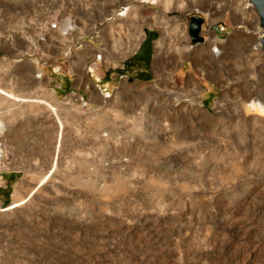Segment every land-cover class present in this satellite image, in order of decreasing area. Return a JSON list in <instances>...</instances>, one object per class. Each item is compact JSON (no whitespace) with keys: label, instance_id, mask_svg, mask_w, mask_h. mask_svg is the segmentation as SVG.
Listing matches in <instances>:
<instances>
[{"label":"rangeland","instance_id":"374dc122","mask_svg":"<svg viewBox=\"0 0 264 264\" xmlns=\"http://www.w3.org/2000/svg\"><path fill=\"white\" fill-rule=\"evenodd\" d=\"M96 1L0 0L1 59L14 64L24 40L35 45L28 58L53 56L66 17L80 30L77 20ZM142 1L98 0L99 72L119 64L104 52L114 43L103 38L113 31L109 18L134 3L150 8L160 29L182 24L178 48L194 44L189 23L202 16L221 72L188 77V64L175 78L144 81L110 69L88 80L91 99L37 91L38 78L24 84L13 72L2 88L39 102L0 94L4 173L16 174L0 186L8 194L0 200V264H264V153L244 157L233 146L244 91L252 97L264 85L260 14L250 0ZM53 97L62 126L45 104Z\"/></svg>","mask_w":264,"mask_h":264},{"label":"crops","instance_id":"0c3cea01","mask_svg":"<svg viewBox=\"0 0 264 264\" xmlns=\"http://www.w3.org/2000/svg\"><path fill=\"white\" fill-rule=\"evenodd\" d=\"M142 2L146 1L143 0ZM66 18H68L69 26L68 30L63 32L65 37L63 47L60 51L55 49L53 45V56L47 55L46 58L36 60L28 58L27 52L35 45L32 42L29 44L27 40L22 41V45H19L22 57L15 59L14 64H8L7 60L1 59L0 56V87H10L12 83L8 80L13 72H17L18 75H21L20 80L22 82L20 83L25 84L27 82L26 84H31L35 77L38 78L41 85H39L37 91L48 92L52 90L56 96L60 94L65 96L70 92L78 91L83 96L91 99L96 94V89L88 80L94 77L98 79V73L103 76L110 69L116 70L121 76L122 74L128 75L132 73L133 79L144 81L157 78H175V76L180 75V72L184 71L188 64L191 68L189 70L190 76L188 77H195L202 70L208 72L210 70L212 74H209L208 77L211 78L218 76L217 74L222 70L220 61L214 58L221 51L216 52L212 48L209 49L206 45V40L178 48L176 41L184 37L182 24L176 22L167 28L160 29L151 22L150 8H146L145 5L140 3H134L123 7L120 12L118 11L109 18L113 31L111 35L104 34L103 38H111L114 43L111 47L106 48L104 52L106 53V58L116 56L119 64H113L105 68L104 72L101 70L99 72L98 0L95 3L94 12L88 11L77 20L82 24L80 30H76L75 27L71 26V22H76L71 16ZM154 20L158 21L157 18H154ZM75 39L79 41H74ZM24 46H27V50L22 49ZM50 46L51 43L48 41V52H50ZM59 52L62 54L61 61L57 58ZM156 55L160 57L158 62H155ZM179 60H183L181 65L177 64L178 66L175 65L176 67H174L173 61ZM207 66L209 69H206ZM124 70L125 72L123 73L122 71ZM36 72L45 73V76L34 75ZM156 72H158V75H156ZM177 85L179 84L177 83ZM185 87L187 85H181V88ZM186 93L193 92L189 90ZM1 102L3 101L0 97V104ZM15 175L14 173H3L2 185L9 181L13 182ZM7 198L6 189H0L1 202L6 201Z\"/></svg>","mask_w":264,"mask_h":264},{"label":"bare ground","instance_id":"6f19581e","mask_svg":"<svg viewBox=\"0 0 264 264\" xmlns=\"http://www.w3.org/2000/svg\"><path fill=\"white\" fill-rule=\"evenodd\" d=\"M123 13H125V12H123ZM64 23H66V22H64ZM41 24L42 23H39V27L41 26ZM68 26H69V23H66L65 27L68 28ZM71 26L74 27L73 24ZM259 45H260V42L258 43V46ZM214 51L220 52V50L217 49L216 47L214 48ZM251 86H252V84H251ZM254 88H255V90H254L255 92H254V95L252 97H250V95H248L249 89L244 91L245 93H244L243 98H242L241 112L239 113V119L241 120L240 126L242 128L241 140H239L238 144H236L235 142L233 144L234 148L237 149L239 151V153L242 154V156L244 155V157L247 155H251L254 152L263 151V153H264V139L261 135V133L264 129V125H261V128H258V125L260 123L263 122V124H264V85L263 84L260 85V84L256 83ZM0 94L5 95V96H7L11 99H14V100H24V101H33V102L38 101V99H27L26 97H22L21 95L14 94L13 91L6 90L2 87H0ZM52 99H53V100H51L52 103H49L48 101L45 102V104L48 107L47 110H49L51 115H53L57 118V120H58L57 122H59L58 124L60 126H62L63 122L61 121V119L59 117V111H58L59 109H58V106L56 105V98L53 97ZM149 110L151 111V114L154 115V108L149 107ZM146 111H147V109H146ZM183 127L185 129L184 130L185 133H191L193 130V129H186V125H184ZM4 131H5V126L3 123H1L0 124V134H2ZM193 131H195L196 133L199 132L197 130H193ZM231 142H233V140ZM48 177L49 176L44 177L39 182V186L44 184V182H46ZM24 202H25V200L22 198V199L17 200V202L14 203V205H18V204H21Z\"/></svg>","mask_w":264,"mask_h":264},{"label":"water","instance_id":"95a60500","mask_svg":"<svg viewBox=\"0 0 264 264\" xmlns=\"http://www.w3.org/2000/svg\"><path fill=\"white\" fill-rule=\"evenodd\" d=\"M253 3L261 17V26H264V0H250ZM204 24V18L198 14L191 16L189 23V34L193 43L202 42L205 40L202 34V26Z\"/></svg>","mask_w":264,"mask_h":264},{"label":"built area","instance_id":"2783aa9c","mask_svg":"<svg viewBox=\"0 0 264 264\" xmlns=\"http://www.w3.org/2000/svg\"><path fill=\"white\" fill-rule=\"evenodd\" d=\"M7 146L4 139L0 137V186L3 182L4 168L6 167Z\"/></svg>","mask_w":264,"mask_h":264}]
</instances>
